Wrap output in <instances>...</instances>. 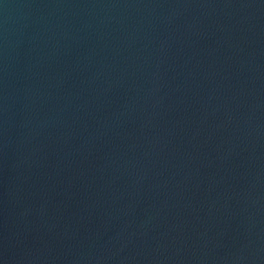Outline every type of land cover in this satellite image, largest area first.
Masks as SVG:
<instances>
[{
  "label": "water",
  "instance_id": "95a60500",
  "mask_svg": "<svg viewBox=\"0 0 264 264\" xmlns=\"http://www.w3.org/2000/svg\"><path fill=\"white\" fill-rule=\"evenodd\" d=\"M0 264H264V0H0Z\"/></svg>",
  "mask_w": 264,
  "mask_h": 264
}]
</instances>
